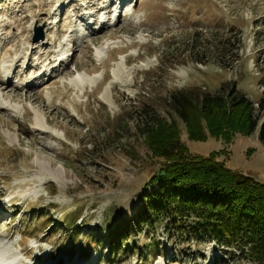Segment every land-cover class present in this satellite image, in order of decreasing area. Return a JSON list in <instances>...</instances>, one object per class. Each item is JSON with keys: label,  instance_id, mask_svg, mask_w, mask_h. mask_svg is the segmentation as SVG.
<instances>
[{"label": "rangeland", "instance_id": "rangeland-1", "mask_svg": "<svg viewBox=\"0 0 264 264\" xmlns=\"http://www.w3.org/2000/svg\"><path fill=\"white\" fill-rule=\"evenodd\" d=\"M76 75L97 85L75 88ZM223 83L255 107L264 98V0H0V96L16 110L0 108V245L12 264H240L234 250L164 227L113 256L104 228L131 213L155 170L137 109L174 121L191 152L264 182L258 127L228 144L193 141L168 104Z\"/></svg>", "mask_w": 264, "mask_h": 264}, {"label": "trees", "instance_id": "trees-1", "mask_svg": "<svg viewBox=\"0 0 264 264\" xmlns=\"http://www.w3.org/2000/svg\"><path fill=\"white\" fill-rule=\"evenodd\" d=\"M221 42L216 47L220 53L225 45ZM168 104L186 124L190 140L205 141L209 135L228 144L235 134L250 135L258 127L264 142V98L255 107L234 83L201 95L176 91ZM137 110L138 130L148 136L145 143L157 166L130 201L131 213L115 224L109 219L105 223L113 256L134 252L127 245L131 235L154 239L158 228L164 227L169 238L174 234L195 239L196 244L213 241L227 252L234 250L240 264H264V182L227 167L214 153L191 152L174 121L169 124L149 107ZM74 219L60 221L72 234L77 232L70 239L73 243L79 235ZM146 246L144 253H149L158 243L153 240Z\"/></svg>", "mask_w": 264, "mask_h": 264}, {"label": "bare ground", "instance_id": "bare-ground-1", "mask_svg": "<svg viewBox=\"0 0 264 264\" xmlns=\"http://www.w3.org/2000/svg\"><path fill=\"white\" fill-rule=\"evenodd\" d=\"M86 20V19H84ZM122 81V80H121ZM124 81V79H123ZM127 81V80H126ZM125 82V81H124ZM112 84V81L107 82L105 89L110 86ZM121 85H124V83L120 82ZM71 85H73V87L78 88V89H83L84 87H89V88H93L97 85V81L95 80L94 77L90 76V75H76L74 78L71 79ZM106 98V97H104ZM103 98V99H104ZM108 102V100H107ZM0 108H3L5 110L10 111H16L14 109V106H10L9 103L7 102L6 99H4L2 96H0ZM40 124V122H39ZM0 250H4L1 254H0V264H12V260L10 258L9 255H7V248L4 245H0ZM8 258V259H7ZM44 262V260L40 259V263ZM39 264V263H38Z\"/></svg>", "mask_w": 264, "mask_h": 264}, {"label": "water", "instance_id": "water-1", "mask_svg": "<svg viewBox=\"0 0 264 264\" xmlns=\"http://www.w3.org/2000/svg\"><path fill=\"white\" fill-rule=\"evenodd\" d=\"M35 34L32 38L33 41L37 42L39 39L43 38V33H42V26H38L34 29Z\"/></svg>", "mask_w": 264, "mask_h": 264}]
</instances>
